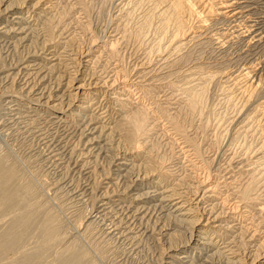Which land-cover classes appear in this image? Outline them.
I'll return each mask as SVG.
<instances>
[{"label": "bare ground", "instance_id": "6f19581e", "mask_svg": "<svg viewBox=\"0 0 264 264\" xmlns=\"http://www.w3.org/2000/svg\"><path fill=\"white\" fill-rule=\"evenodd\" d=\"M79 2L0 0V131L35 140L29 156L54 174L38 190L0 152V264H100L92 242L133 252L140 237L160 240L156 264H264V0H121L100 40L76 54L66 44L86 22L61 19ZM152 22L168 33L151 40L155 56L141 52L130 70L118 68L129 36ZM200 50L225 59H201ZM209 81L239 106L222 126L227 142L204 159L175 113L182 101L199 104ZM158 131L175 148L163 163L149 153ZM247 133L255 147L231 149ZM50 193L89 200L82 225L64 229Z\"/></svg>", "mask_w": 264, "mask_h": 264}, {"label": "rangeland", "instance_id": "374dc122", "mask_svg": "<svg viewBox=\"0 0 264 264\" xmlns=\"http://www.w3.org/2000/svg\"><path fill=\"white\" fill-rule=\"evenodd\" d=\"M119 1H121V0H78L79 5L75 6L77 9H74V10L72 9L73 11L71 10L70 11L71 13L69 12V13L65 14V16L63 17L64 19L62 18L61 20L64 22H69V20H72L73 22L75 21L77 24L78 23L84 24L86 22L85 24L87 26L86 27L87 29L86 30L77 29L75 35H73V37L66 44L68 46V48H70V50H72V52H75L76 54H78L79 50H82L85 46H87L89 44V41L92 42V39H93V41L98 42V40H100L99 37L103 34V30L106 27H108L107 25H109V26L111 25V22L113 21V16L116 13L115 12V10H116L115 6ZM73 13H75L74 19L71 17L73 15ZM77 20L80 22H78ZM73 22H71L69 24V26H67V27H71L70 25ZM152 23L153 24L150 23L151 25L148 23L147 24L145 23L146 25L145 24L141 25V27H139L141 29L136 28L137 30L135 32L138 35V37L136 36V34L129 36L130 46H128V45L125 47L122 46L121 48H123V50H121V49H120L121 51L119 50V56L117 57V59L119 61V62L117 61L118 62L117 63L118 68L124 69L125 71H127L126 68H128V70H130L129 68H131L132 62L135 60L137 55L141 52L142 53L146 52L145 54H142V56H144V60H146V61L148 60L147 58L152 59L153 58L152 56H155L154 55L155 52L153 51L154 50L153 48H155L156 45L153 46V43H150L151 40L155 39V42H158V40L161 41L160 38H168L167 37L168 33L165 32V34H164L162 31H160L162 33V35H160L161 33L157 32L158 29L155 28L156 27L155 22H152ZM170 24L171 23L169 22L167 25V26H169V27H167L168 30L173 27V25L171 24L172 25L171 26ZM78 30H80V31H78ZM138 31H139V34H138ZM147 31H149V32H147ZM154 31L156 33H154ZM144 33H146V35ZM153 33L156 35L155 38H153L155 36ZM145 36H146V38H145ZM158 36H160V37H158ZM143 37H144V39H143ZM156 38H157V40H156ZM138 39H140V40H138ZM142 40L147 41V45L145 44L146 43L145 41H144V45L148 46L149 48H150V46H152L150 48L152 51L149 50V48L144 46V45L143 46L140 45L139 48L136 47L137 46L136 43L137 42L140 43ZM132 41H134V45H133ZM92 43H94V42H92ZM131 43H132V45H131ZM136 48H138V49L135 51ZM196 53H197L196 56H198V57L201 56V59L210 58V60L215 59L218 61H220L219 59H221V61L225 59V56H221L219 54L218 55L216 54L217 59L213 58V57H215L214 54L213 55L209 54V53L205 52L204 50H200ZM95 54H97V53H95ZM53 62H55V61H53ZM228 63L229 62L226 61L225 64H223V66H225ZM201 85L202 84H200V86ZM222 86L219 82L209 81V82L204 83L203 86L200 87L201 88V90L199 91L200 94H198V97H197L198 98L197 101L199 100L198 101L199 104L197 102H196V104H198L199 107L196 104L193 107L189 106V105L185 106L182 104L184 101H182L179 104L180 105L179 110L177 109L178 111L176 110V113L174 112L176 115L178 114V116H176V118L180 122V125L183 126V128L186 130V132L188 133V135L190 137L195 139L194 140L195 144H197V148L203 153V154L201 153V155L204 159L208 158L209 156H211V154L213 152L217 151V149H219L218 147H220L221 144H225V142H227L228 133L226 131L222 130V126L225 125V123L227 122L228 116L234 115L235 113L238 112L237 106H239L238 105L239 102L237 100L235 102V100H233V98H229L230 96H227V94H225L226 92L224 91V87H222ZM151 94L154 95V96L151 95V100L154 99L153 101H156L157 103L162 102L161 100L163 99V97H162L161 93L157 94L156 92L153 93L151 91ZM199 95H201L200 96L201 98L199 97ZM194 107H196V108H194ZM172 110L174 111V109H172ZM191 116H192V118H191ZM225 119H226V121H225ZM0 132H2V133L4 132L3 134L0 133V152L1 153L7 152L8 154H10V156L12 158L13 157H14V159L16 158L17 162L19 161L18 163L22 167V170H23L24 166L26 168V169L24 168L25 172L23 171L24 175L26 176L28 174L29 179L33 178L32 181H33L34 185L39 188L38 190L45 191V189H47L49 184H50L51 178L54 177L53 176L54 174H53V171L51 170V167L48 164H43V163H41L42 162L41 160L40 161L38 160L39 159L38 156H35L36 159L29 156V154H28L29 151H27V150H29V148H31L32 150L35 151V148L37 147V142L35 140H34V142H31V141H33V139L31 140L30 137H28V138H25V137L21 138L20 137L19 138V137H17L18 134L16 132L14 133L13 131H11L10 133H7V130H1ZM11 133H12V135H11ZM157 133L158 134L154 135L153 138L150 140L151 144L149 145V147L151 149H149V151H151V152H149V153H151L150 156H152V158L154 156V159H156L155 161H158V162L161 161V163H163V160L166 161V159L168 160V158H171L173 156V151H175V148L173 149L171 144L167 143L166 142L167 140L165 141L164 137H162V135L159 133V131ZM13 134H14V136H13ZM249 135L250 134H248L246 136H249ZM246 136L244 134L243 136H240V137L238 136V138H235L230 143L231 149H234V147H235L234 151L235 150L238 151V150L243 149L244 147H246V148L249 147V150L252 149L253 147H255V145L257 144V141H258V140H256L257 136H255V137L253 135H250L249 137H246ZM251 136L253 137V139ZM16 140H17V142H15ZM23 140H25V141L23 142ZM20 142H22V143H20ZM34 146H36V147H34ZM25 147H27L28 149ZM104 162L105 161L102 162V167L104 169H107L106 162L105 163ZM95 170L96 171H94V172H97V169H95ZM50 171H52V172H50ZM78 175H80V173L75 172V173H72L70 176L71 182H73V185L75 184V187H79V185L81 183H83V181L85 180V179H83L82 175L81 176H78ZM93 175H92V177L90 176L89 179H91V181L93 183H95L98 180L97 179L98 177H96L97 176L96 174L94 176ZM76 184H79V185L77 186ZM49 196H50V198H49L48 202L52 206V212L56 215L55 218L59 221L60 225L64 229H66V230L72 229L71 226H73V225H74L73 226V229H74V227L77 226L75 224L82 225L83 218L90 211L91 202L89 200H86L85 202H81V203H76V202L70 201L69 198L68 199L64 198L65 196H59L58 197L52 193H50ZM159 220H161V219H159ZM161 221L163 223H166L163 220H161ZM155 226H156V224H154V228H155ZM263 229L264 228H262V231H264ZM263 233L264 232H262L260 234L262 235ZM143 237H145V236H143ZM141 238L142 237H140V243L141 244L139 246V250L133 251V252H131V250L129 252L130 246L128 244L120 243V242L119 243H110L108 245L106 244L105 246L104 245L102 246V244L92 242L93 243V244L91 243L92 247H93L92 250H94L96 248L95 249L96 251L95 250H94L95 252L93 251L94 254H96L100 251L99 252L100 253V259L98 260L99 261L98 263H100V264H156L162 256L165 257V251L162 249V245H161L160 240L157 241V239H152V238H149V239L148 238L147 239H145V238L141 239ZM243 242L244 241L241 240V243H243ZM238 244L240 246V249H243V251H245V250L247 251V246H245L244 243L240 244V242H239ZM245 244H247V243H245ZM262 259H264V258H262Z\"/></svg>", "mask_w": 264, "mask_h": 264}]
</instances>
